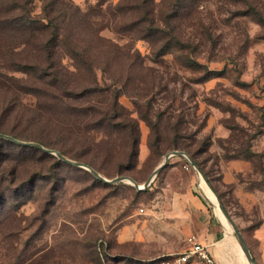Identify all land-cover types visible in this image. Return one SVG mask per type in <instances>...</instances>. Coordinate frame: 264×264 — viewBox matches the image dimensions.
<instances>
[{"label":"rangeland","instance_id":"374dc122","mask_svg":"<svg viewBox=\"0 0 264 264\" xmlns=\"http://www.w3.org/2000/svg\"><path fill=\"white\" fill-rule=\"evenodd\" d=\"M118 1L107 0L104 7ZM73 2L82 9L94 6V0ZM111 17L108 12L103 23L111 24ZM172 23L179 38L189 41L185 50L170 46L154 55L146 39L133 38L129 45L140 51L143 66L129 72L128 80L109 77L116 67L106 73L95 68L99 85L121 90L118 101L138 124V152L129 165L123 161L126 135L116 129L86 133L84 145L73 136L65 146L51 142L107 178L126 174L139 183L167 152L182 150L243 236L264 214V0H187ZM101 34L128 40L108 27ZM60 55L73 68L71 57ZM0 73L23 76L1 62ZM10 98L16 111L35 107L31 93ZM50 154L0 138V264H198L173 261L201 224L202 208L174 204L187 192L207 201L222 228L219 244H227L217 250L224 264H244L237 240L227 236L214 201L184 156H170L150 184L137 190L127 181H101Z\"/></svg>","mask_w":264,"mask_h":264},{"label":"trees","instance_id":"16d2710c","mask_svg":"<svg viewBox=\"0 0 264 264\" xmlns=\"http://www.w3.org/2000/svg\"><path fill=\"white\" fill-rule=\"evenodd\" d=\"M34 1L0 0V62L23 74L0 73L7 78L0 80V132L79 159L60 145L65 146L72 136L84 145L86 133L109 135L116 129L126 135L123 161L129 165L138 152V124L119 103L121 90L99 85L95 68L106 73L116 67V74L109 77L115 82L128 80L129 72L143 66L140 51L129 45L133 38L146 39L154 55L170 46L185 50L189 41L179 38L172 22L187 0H160L158 6L155 0H119L112 7H104L107 0H94V6L84 9L73 0H39L37 13ZM108 12L111 24L103 23ZM105 27L128 40L119 43L102 35ZM61 51L71 57L73 68L62 62ZM19 92L33 94L35 107L16 111V100L10 96L17 97ZM153 145L149 140V146ZM120 167L129 169L124 163Z\"/></svg>","mask_w":264,"mask_h":264},{"label":"crops","instance_id":"0c3cea01","mask_svg":"<svg viewBox=\"0 0 264 264\" xmlns=\"http://www.w3.org/2000/svg\"><path fill=\"white\" fill-rule=\"evenodd\" d=\"M174 204L178 208H202L201 224L197 229L198 237L203 243L209 245L218 263L224 264V257L217 250V246L220 245L219 242L222 240H218L222 228L217 221H214L215 218L212 217L210 205L207 201L199 194L187 192L185 199L178 198ZM242 234L257 263L264 264V214L257 225L243 231ZM221 247L223 248V246Z\"/></svg>","mask_w":264,"mask_h":264},{"label":"water","instance_id":"95a60500","mask_svg":"<svg viewBox=\"0 0 264 264\" xmlns=\"http://www.w3.org/2000/svg\"><path fill=\"white\" fill-rule=\"evenodd\" d=\"M0 137L1 138H5V139H9V140H12V141L24 144V145H34V146H36L38 148H41L44 151L50 152L52 154H55L59 159L65 161L67 163L87 168L88 170H90V172L95 177H97L101 181H104V182H107V183H114V182H117V181H127V182L131 183L135 187V189H137V190L145 189L150 184V182L155 177V175L165 166V164L169 160L170 156H172L174 154L184 156L190 162V164L193 166V168L197 171V175L199 174V175L202 176V174L200 173V171L197 168L196 163L192 160V158L186 152H184L182 150H172V151L167 152L164 155L162 161L154 168V170L152 171L151 175L141 184V183L137 182L134 178H132L129 175H116L114 177L107 178L103 174H101L99 171H97L95 168L90 166L89 164H87L85 162H82V161L71 159L69 157H66L58 149L46 147V146L42 145L39 142L21 140V139H18L16 137H14V136H12L10 134L4 133V132H0ZM203 179H205V177H203ZM208 186L211 189V191L213 192V189L210 187L209 184H208ZM213 194L215 195L214 192H213ZM215 197H216V195H215ZM216 199H217L219 208L221 209V211L224 214V216L227 219V221L230 223L233 235H234L235 239L237 240L238 244L241 246L243 252L245 253V255L247 257V260L249 261L250 264H258L257 261L255 260V258L253 257L249 247L247 246L243 236L241 235V233L239 232L237 227H235V225L232 223L231 218L227 214V211L225 210V208L221 204L219 198L216 197Z\"/></svg>","mask_w":264,"mask_h":264},{"label":"built area","instance_id":"2783aa9c","mask_svg":"<svg viewBox=\"0 0 264 264\" xmlns=\"http://www.w3.org/2000/svg\"><path fill=\"white\" fill-rule=\"evenodd\" d=\"M187 242L188 247L178 253L173 258V261L178 263L195 261L198 264H219L211 252L209 245L203 243L197 234H189L187 236ZM166 263L169 264L170 260H167Z\"/></svg>","mask_w":264,"mask_h":264},{"label":"bare ground","instance_id":"6f19581e","mask_svg":"<svg viewBox=\"0 0 264 264\" xmlns=\"http://www.w3.org/2000/svg\"><path fill=\"white\" fill-rule=\"evenodd\" d=\"M198 177H201L200 179V184L202 186V189L205 191V194L211 199L214 201V204H215V207H216V211H217V215L220 217V219L224 222L225 224V227L227 228V236L229 238H233L234 235H233V232H232V228H231V225L230 223L227 221V219L225 218L224 214L222 213L221 209L219 208L218 206V202H217V199L214 197L213 195V192L211 191V189L204 183V179L201 175L198 174ZM142 184V183H141ZM207 198V197H206ZM211 202V201H210ZM235 238V237H234ZM226 240L225 242L222 244V246L224 247L226 245ZM235 247H236V250L238 251V253L240 254V256L244 259V264H248V262L246 261L245 257H244V254H243V250L241 248V246H239L237 244V242H235ZM237 253V254H238ZM238 258V256H237ZM237 262V261H236ZM250 264V263H249Z\"/></svg>","mask_w":264,"mask_h":264}]
</instances>
